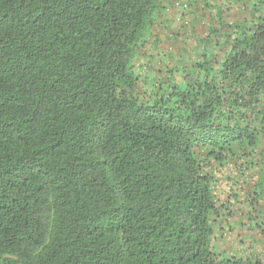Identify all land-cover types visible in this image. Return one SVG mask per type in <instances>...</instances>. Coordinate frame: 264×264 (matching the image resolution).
<instances>
[{
    "label": "trees",
    "instance_id": "1",
    "mask_svg": "<svg viewBox=\"0 0 264 264\" xmlns=\"http://www.w3.org/2000/svg\"><path fill=\"white\" fill-rule=\"evenodd\" d=\"M170 4L0 0V264H262L211 243L213 162L264 135V14L143 101L137 47Z\"/></svg>",
    "mask_w": 264,
    "mask_h": 264
},
{
    "label": "rangeland",
    "instance_id": "2",
    "mask_svg": "<svg viewBox=\"0 0 264 264\" xmlns=\"http://www.w3.org/2000/svg\"><path fill=\"white\" fill-rule=\"evenodd\" d=\"M178 1V9L172 15L159 13L139 41L133 69L138 76L135 92L143 101L168 93L171 83L184 89L185 74L197 73L204 57L217 67L226 51V24L264 14L262 8L252 9L255 0ZM243 151L222 164L213 162L215 200L229 209L223 208L213 223L211 245L222 255L264 264V135L249 155ZM259 182L262 192L257 195Z\"/></svg>",
    "mask_w": 264,
    "mask_h": 264
},
{
    "label": "crops",
    "instance_id": "3",
    "mask_svg": "<svg viewBox=\"0 0 264 264\" xmlns=\"http://www.w3.org/2000/svg\"><path fill=\"white\" fill-rule=\"evenodd\" d=\"M171 1V4L169 6H167L165 9H163L162 13L163 14H169L171 13V15L174 13V8L170 9V6H172L174 4V6L178 9V3L179 1L178 0H170ZM185 7V5H184Z\"/></svg>",
    "mask_w": 264,
    "mask_h": 264
}]
</instances>
